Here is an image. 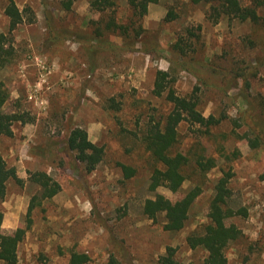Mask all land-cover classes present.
Listing matches in <instances>:
<instances>
[{
  "label": "rangeland",
  "instance_id": "374dc122",
  "mask_svg": "<svg viewBox=\"0 0 264 264\" xmlns=\"http://www.w3.org/2000/svg\"><path fill=\"white\" fill-rule=\"evenodd\" d=\"M14 1L22 10L30 8L34 21L26 18L9 34L14 58L0 70V80L10 93L6 110L24 111L34 121L15 122L13 136H0L4 158L24 179L23 184L9 180L0 199L3 231L27 224L31 198L40 193L28 180L30 172L44 170L61 185L32 210L16 264H70L73 251L87 253L86 264H102L111 253L122 264H159L168 246L181 264H203L206 250L191 249L186 237L208 221L222 169L233 174L231 206L248 210L246 217L231 220L242 234L228 245L227 264H264V22L235 17L213 22L209 3L189 0L150 3L141 18L126 0L104 11L93 9L90 0ZM6 3L0 0V33H9ZM170 10L176 15L171 19ZM258 11L264 17V8ZM111 18L130 25L131 38L134 28H143L133 49L123 45L122 33L107 28ZM179 39L184 54L174 48ZM157 69L171 71L178 94L196 93L205 115L228 116L202 136L188 122L180 124L176 149L200 147L216 165L205 175L190 166V177L177 192L163 185L149 188L158 164L143 136L171 109L165 95L153 93ZM111 99L119 107H110ZM75 126L105 148L91 172L67 146ZM244 134L259 135L260 145L252 147ZM124 165L134 169L132 176H125ZM197 183L204 190L181 230L164 229L163 214L154 221L144 213L147 199L176 200Z\"/></svg>",
  "mask_w": 264,
  "mask_h": 264
},
{
  "label": "trees",
  "instance_id": "16d2710c",
  "mask_svg": "<svg viewBox=\"0 0 264 264\" xmlns=\"http://www.w3.org/2000/svg\"><path fill=\"white\" fill-rule=\"evenodd\" d=\"M132 10L133 16L143 17L148 12L150 3H156L159 0H126ZM194 4L209 3L210 7L207 16L213 22H217L221 17H235L242 21L250 20L254 23L264 22V17L259 13V8H264V0H189ZM117 0H90V6L98 11H104L115 7ZM70 2L67 3L69 8ZM30 15L26 16L25 12ZM4 12L9 19V33H0V70L10 64L14 58V47L9 38V34L21 23L34 21V14L30 8L20 9L14 0H7ZM176 15L170 10L167 17L174 18ZM133 25V24H132ZM108 29L119 31L124 35V46L128 49L134 48V42L141 35L143 28L138 26L133 31V38L129 34L130 25L118 24L114 18H111L107 24ZM98 35L101 30L97 28ZM192 35L193 32L190 31ZM128 39V42L126 41ZM136 43V42H135ZM182 40L174 44L176 51L184 54ZM175 78L170 70L157 69L153 93L157 96L165 95L170 103L171 109L162 120L154 121L149 124V129L143 136V141L151 157L158 166H155L151 172L149 188L156 189L158 186H166L171 191L177 192L181 189L184 181L190 177L189 167L193 166L197 173L205 175L210 169L215 167L216 161L213 156H206L205 152L193 149V146L186 151L176 149L179 141V126L183 122H188L194 133L202 136L210 133L211 129L219 125L226 114L216 115L209 113L205 115L200 109L199 97L196 93L180 95L174 88ZM10 93L5 83L0 80V136H13V126L15 122H33L34 118L29 117L24 111H8L6 105L9 101ZM263 103V101H261ZM115 99L110 100V107H119ZM262 117L264 121V106L262 108ZM248 141L252 147H257L261 143V138L256 135L255 138H249ZM70 150L75 152L76 159L83 165L86 172L96 169L103 160L105 148L103 145L92 141L89 138L88 131L81 127L71 128L66 140ZM126 177L134 174V169L124 165ZM231 170L222 169V175L217 179L214 185V194L208 204V221L199 228L190 232L186 241L191 249L203 247L207 255L203 264H227L226 249L228 245L238 239L242 231L240 227L231 222V220L241 215L246 217L248 210L241 206L235 209L230 204L231 188L229 186L232 177ZM13 179L18 184H23L15 166L8 165L0 150V199H3L7 193L8 181ZM28 180L39 186V195L31 198L27 211L26 226L17 227L10 232H4L2 221L3 212L0 210V260L5 264H16L18 262V245L25 238L26 232L31 225V213L37 204L42 200L50 199L61 190L60 183L44 170H37L29 173ZM204 188L197 183L189 188L183 195L176 200H172L164 195H157L153 199H147L144 204V213L156 221L160 214L165 217L164 229L169 231H179L186 225L189 217V211L196 199L202 194ZM90 261V256L85 252H71L70 264H86ZM159 264H181L175 257V248L168 246L166 253L158 259ZM102 264H122L120 258L111 253L107 260Z\"/></svg>",
  "mask_w": 264,
  "mask_h": 264
},
{
  "label": "crops",
  "instance_id": "0c3cea01",
  "mask_svg": "<svg viewBox=\"0 0 264 264\" xmlns=\"http://www.w3.org/2000/svg\"><path fill=\"white\" fill-rule=\"evenodd\" d=\"M18 173H19V176L22 177V173H21V171H18Z\"/></svg>",
  "mask_w": 264,
  "mask_h": 264
}]
</instances>
